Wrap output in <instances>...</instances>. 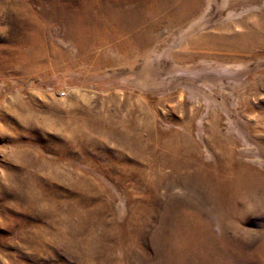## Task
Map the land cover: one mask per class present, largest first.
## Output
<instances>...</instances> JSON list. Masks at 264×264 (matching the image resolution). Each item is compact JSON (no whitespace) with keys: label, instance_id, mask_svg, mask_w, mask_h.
Here are the masks:
<instances>
[{"label":"rangeland","instance_id":"obj_1","mask_svg":"<svg viewBox=\"0 0 264 264\" xmlns=\"http://www.w3.org/2000/svg\"><path fill=\"white\" fill-rule=\"evenodd\" d=\"M0 53V264H264V0H0Z\"/></svg>","mask_w":264,"mask_h":264},{"label":"bare ground","instance_id":"obj_2","mask_svg":"<svg viewBox=\"0 0 264 264\" xmlns=\"http://www.w3.org/2000/svg\"><path fill=\"white\" fill-rule=\"evenodd\" d=\"M16 10V9H15ZM25 15V14H24ZM30 16V15H29ZM36 16V15H35ZM27 17V15L24 17V18H26ZM32 18H33V15H32ZM28 21V20H27ZM35 21H36V19H35ZM33 22V21H32ZM28 23V22H27ZM29 24H31V23H29ZM28 25V24H27ZM34 25H36V24H34ZM34 25H32V26H34ZM29 26V25H28ZM23 28V27H22ZM34 28V27H33ZM23 29H25V28H23ZM28 29H30V28H28ZM26 30V29H25ZM22 31V30H21ZM32 31V30H31ZM32 33V32H31ZM29 34V33H28ZM22 35V34H21ZM26 36H27V34H25ZM31 35V34H30ZM18 37V36H17ZM31 37V36H30ZM21 38V37H20ZM24 38V37H23ZM26 38V37H25ZM1 54V53H0ZM9 101H11V100H9ZM8 102V101H7ZM16 155V157L18 156L19 157V154H15ZM10 157V156H9Z\"/></svg>","mask_w":264,"mask_h":264}]
</instances>
